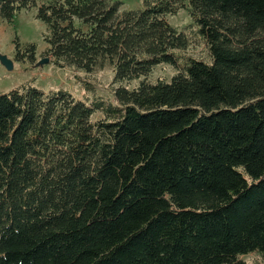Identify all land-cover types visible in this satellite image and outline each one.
<instances>
[{
  "label": "trees",
  "instance_id": "16d2710c",
  "mask_svg": "<svg viewBox=\"0 0 264 264\" xmlns=\"http://www.w3.org/2000/svg\"><path fill=\"white\" fill-rule=\"evenodd\" d=\"M120 6L0 0V23L36 10L50 63L110 67L115 86L112 101L0 93V264H264V0ZM162 65L175 74L150 82Z\"/></svg>",
  "mask_w": 264,
  "mask_h": 264
},
{
  "label": "rangeland",
  "instance_id": "374dc122",
  "mask_svg": "<svg viewBox=\"0 0 264 264\" xmlns=\"http://www.w3.org/2000/svg\"><path fill=\"white\" fill-rule=\"evenodd\" d=\"M121 4L119 11H129L142 8L144 0H112ZM169 24L178 31L191 24V19L186 11H179L175 16L166 17ZM45 25L36 18V10L20 11L13 18L11 23H0V55L6 56L13 62L11 71L5 70L0 65V93L18 88L22 85L29 84L36 90L47 94L49 92H56L64 90L70 92L76 99L90 101L94 97H100L112 101L111 93L115 89L112 86V68L107 67L101 72H96L89 76L81 73L72 72L68 68H57L50 61L40 67L35 65L42 59H49L43 56L46 50ZM18 41L20 46L24 47L28 44H33L36 47V59L34 65L30 66L26 62L18 63L14 61L15 41ZM178 63L181 64L186 58L204 59L205 51L202 47L192 48L188 52L180 54ZM177 67H170L166 65L159 66L147 78L154 83L158 80L168 82L175 74ZM28 70L34 71L36 76L32 75ZM88 83L89 90H85L81 81ZM138 81L131 82L127 87L133 89L137 86ZM99 116H94L98 119ZM240 261L245 264H263L261 259L254 253L246 256H241Z\"/></svg>",
  "mask_w": 264,
  "mask_h": 264
},
{
  "label": "water",
  "instance_id": "95a60500",
  "mask_svg": "<svg viewBox=\"0 0 264 264\" xmlns=\"http://www.w3.org/2000/svg\"><path fill=\"white\" fill-rule=\"evenodd\" d=\"M48 62L49 59H42L35 65V67L43 66ZM0 65L7 71H11L13 68V62L3 55H0Z\"/></svg>",
  "mask_w": 264,
  "mask_h": 264
},
{
  "label": "crops",
  "instance_id": "0c3cea01",
  "mask_svg": "<svg viewBox=\"0 0 264 264\" xmlns=\"http://www.w3.org/2000/svg\"><path fill=\"white\" fill-rule=\"evenodd\" d=\"M33 76L35 75L36 76V74L34 73V71H32V70H28ZM12 89H14V88H12ZM12 89H10V90H12ZM10 90H7V91H3L2 93H7L8 91H10Z\"/></svg>",
  "mask_w": 264,
  "mask_h": 264
}]
</instances>
